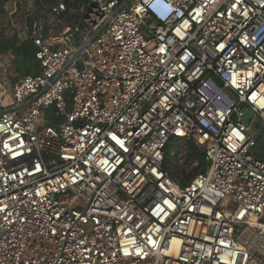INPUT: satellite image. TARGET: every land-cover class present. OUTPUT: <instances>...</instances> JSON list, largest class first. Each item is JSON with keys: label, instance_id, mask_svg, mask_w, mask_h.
Segmentation results:
<instances>
[{"label": "built area", "instance_id": "obj_1", "mask_svg": "<svg viewBox=\"0 0 264 264\" xmlns=\"http://www.w3.org/2000/svg\"><path fill=\"white\" fill-rule=\"evenodd\" d=\"M2 40L0 264H264V0H0Z\"/></svg>", "mask_w": 264, "mask_h": 264}, {"label": "trees", "instance_id": "obj_2", "mask_svg": "<svg viewBox=\"0 0 264 264\" xmlns=\"http://www.w3.org/2000/svg\"><path fill=\"white\" fill-rule=\"evenodd\" d=\"M53 3L54 0H40ZM11 51L14 55V68L17 74L20 75H37L39 71L38 62L34 59L35 48L30 43H23L17 45L14 40L0 41V53ZM16 79H14L15 81ZM262 134V135H261ZM257 138V144L254 149L255 155L264 160V132ZM185 159L183 164H175L170 167L173 157L170 156V146H167L164 154V171L166 174L174 179L179 180V185H186L190 179L198 172L204 171L206 162L204 160V153L201 148L192 142H187ZM196 163L195 167L191 164Z\"/></svg>", "mask_w": 264, "mask_h": 264}, {"label": "rangeland", "instance_id": "obj_3", "mask_svg": "<svg viewBox=\"0 0 264 264\" xmlns=\"http://www.w3.org/2000/svg\"><path fill=\"white\" fill-rule=\"evenodd\" d=\"M17 77L18 76L16 74L14 75V77H10L9 78L10 82L13 83L14 79H17ZM254 122H256V121H253V123H250L249 128L247 130V133L250 135L260 136V134L264 131L261 130V128L259 126L254 125ZM186 143L187 142H178V141H173L170 143V145H169L170 150L174 154V156H173L174 158L171 161L170 167H172L175 164L181 163V161H184L185 153L187 151L186 146H185ZM195 166H196L195 164H191V167H195Z\"/></svg>", "mask_w": 264, "mask_h": 264}, {"label": "water", "instance_id": "obj_4", "mask_svg": "<svg viewBox=\"0 0 264 264\" xmlns=\"http://www.w3.org/2000/svg\"><path fill=\"white\" fill-rule=\"evenodd\" d=\"M251 117V112H247L246 114H244V116L242 117V123L244 125H247V121L250 119Z\"/></svg>", "mask_w": 264, "mask_h": 264}, {"label": "bare ground", "instance_id": "obj_5", "mask_svg": "<svg viewBox=\"0 0 264 264\" xmlns=\"http://www.w3.org/2000/svg\"><path fill=\"white\" fill-rule=\"evenodd\" d=\"M252 221H253V222H255V220H254V219H253Z\"/></svg>", "mask_w": 264, "mask_h": 264}]
</instances>
